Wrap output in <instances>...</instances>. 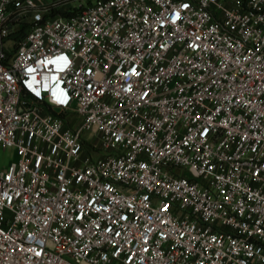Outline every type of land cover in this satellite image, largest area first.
Returning a JSON list of instances; mask_svg holds the SVG:
<instances>
[{
  "label": "built area",
  "instance_id": "2783aa9c",
  "mask_svg": "<svg viewBox=\"0 0 264 264\" xmlns=\"http://www.w3.org/2000/svg\"><path fill=\"white\" fill-rule=\"evenodd\" d=\"M74 1L0 0V264H264V0Z\"/></svg>",
  "mask_w": 264,
  "mask_h": 264
},
{
  "label": "rangeland",
  "instance_id": "374dc122",
  "mask_svg": "<svg viewBox=\"0 0 264 264\" xmlns=\"http://www.w3.org/2000/svg\"><path fill=\"white\" fill-rule=\"evenodd\" d=\"M61 2V3H60ZM59 9L62 10H66L68 8V6H75V5H79V3H77L74 0H59ZM93 2H89V1H84V3L82 4V6L85 5H91ZM14 158V150L13 149H0V169L1 168H5L8 166L9 162L12 161Z\"/></svg>",
  "mask_w": 264,
  "mask_h": 264
},
{
  "label": "snow or ice",
  "instance_id": "6c2138e0",
  "mask_svg": "<svg viewBox=\"0 0 264 264\" xmlns=\"http://www.w3.org/2000/svg\"><path fill=\"white\" fill-rule=\"evenodd\" d=\"M31 70V69H30Z\"/></svg>",
  "mask_w": 264,
  "mask_h": 264
}]
</instances>
